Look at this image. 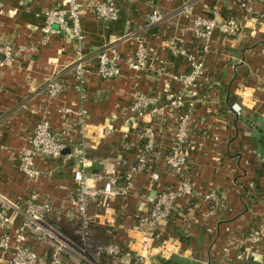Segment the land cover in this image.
<instances>
[{
	"label": "crops",
	"instance_id": "1",
	"mask_svg": "<svg viewBox=\"0 0 264 264\" xmlns=\"http://www.w3.org/2000/svg\"><path fill=\"white\" fill-rule=\"evenodd\" d=\"M241 1L115 0L120 9L115 22L85 12L82 47L91 59L82 102L71 75L76 42L46 31L45 14L63 8V0H2L0 42L36 51H24L12 65L0 68V192L18 200L38 191L41 200L54 205L57 228L66 236L73 235V222L65 212L75 189L73 171L78 153L86 152L91 174L106 175L113 169L125 172L142 153L138 133L144 126L156 130L157 150H168L174 118L166 113L164 118L137 122L128 110L132 98L144 92L165 107L170 95L182 90L181 78L191 71L187 60L172 56L168 44L182 46L197 59L195 20L213 18L215 6L221 10L219 22L241 17ZM153 10L164 20L148 28ZM243 24L242 32L234 38L213 33L209 51L202 58L204 79L197 92L188 90L187 100L195 103L189 139L196 149L190 169L196 197L181 198L176 212L159 224V232L177 243L176 250L168 255L141 252L136 216L150 209L161 185L174 183L172 177L153 182L146 172L137 178L130 196L114 198L108 208H90L93 238L119 244L133 254L106 260V264H264V233L255 249L244 243L250 232H264V0L256 1L254 12ZM132 34H142L154 59L141 71L127 65L135 47L134 41L128 40ZM111 44L122 58L123 74L115 80H102L95 53ZM155 58L163 61V66ZM54 77L61 78L65 91L59 98L49 99L42 87ZM81 103L89 113V127L84 134L66 127V151L71 157L38 159L36 165L44 175L38 182L29 181L20 171V156L30 146L34 128L48 117L53 130L61 133L65 125L59 110ZM234 103L242 105L239 117L230 110ZM149 168H158L156 158L149 159ZM213 191L223 197L221 206L212 207L204 200ZM20 222L16 215L15 226ZM34 248L39 264H48V247L36 242ZM63 264L73 263L65 258Z\"/></svg>",
	"mask_w": 264,
	"mask_h": 264
},
{
	"label": "built area",
	"instance_id": "2",
	"mask_svg": "<svg viewBox=\"0 0 264 264\" xmlns=\"http://www.w3.org/2000/svg\"><path fill=\"white\" fill-rule=\"evenodd\" d=\"M256 1L242 0L239 3L241 17L219 22L221 10L215 6L212 10L213 18H197L193 29L197 53L200 54L197 59L182 46L174 42L168 44L172 56L187 60L191 71L181 78L182 90L171 94L165 107L160 106L153 95L144 92H138L132 98L128 110L137 122L144 123L151 117L164 118L166 113L174 118V134L168 150H157L156 130L151 126H144L138 133L142 153L125 172L113 169L106 175L91 174L89 170L92 164L86 152L82 150L78 153V166L73 171L75 189L65 212V216L73 222V235L66 236L57 228L53 219L57 214L54 205L48 200H41L38 191L32 190L18 200H10L0 192V264H39L40 257L34 248L36 242L48 247L50 251L48 264H63L65 258L73 264H106V260L109 259L132 256V252L119 244L100 243L93 238L94 222L90 208L93 205L108 208L114 198L130 196L135 189L137 178L146 172L153 182H160L162 177H172L174 183L161 185L150 209L136 216L138 229L142 234L141 252L150 255L153 251H158L168 255L176 250L177 243L159 232V224L176 212L177 203L181 198L196 197L190 173L196 149L189 139L195 103L187 100L188 90L197 92L201 80L204 79L205 66L202 58L209 51L213 33L217 31L225 37H237L243 30V19L250 17L254 12ZM89 11L106 22H115L120 17V9L115 0H63V8L53 9L45 14L47 33L64 34L76 42L71 75L75 83L74 88L80 93L82 102L86 96L85 84L90 75L88 63L91 55L82 47L84 35L81 19L85 12ZM163 20L164 16L158 10H153L148 18L147 27L159 25ZM128 40L135 43L133 55L127 64L128 68L141 71L154 60L150 47L142 34H132ZM27 50L34 52L36 48L26 49L11 42H0V68L12 65L19 55ZM95 55L98 60L97 74L102 80H115L122 76V58L114 44L104 46ZM155 61L163 66V61L157 58ZM42 91L49 99H56L63 94L65 86L60 77H54L44 84ZM230 110L240 115L243 108L240 103H234ZM59 114L65 125L61 133L55 132L51 121L45 117L34 128L29 139L30 146L21 153L20 171L29 181L38 182L44 175L36 165L38 159L56 160L63 156L71 157V154H64L67 149L65 142L67 126L74 127L80 134H84L89 127V113L83 103L75 108H61ZM150 158H156L157 169L149 170ZM204 200L212 207L221 206L224 202L223 197L214 191L207 193ZM16 215L21 217V222L15 226ZM263 233L258 230L250 232L244 243L255 249L259 246Z\"/></svg>",
	"mask_w": 264,
	"mask_h": 264
},
{
	"label": "water",
	"instance_id": "3",
	"mask_svg": "<svg viewBox=\"0 0 264 264\" xmlns=\"http://www.w3.org/2000/svg\"><path fill=\"white\" fill-rule=\"evenodd\" d=\"M241 115H242V113L240 115H237V116L239 117ZM67 153H68V150L67 151L65 150L64 154H67Z\"/></svg>",
	"mask_w": 264,
	"mask_h": 264
}]
</instances>
